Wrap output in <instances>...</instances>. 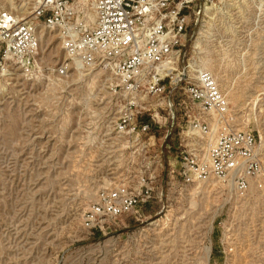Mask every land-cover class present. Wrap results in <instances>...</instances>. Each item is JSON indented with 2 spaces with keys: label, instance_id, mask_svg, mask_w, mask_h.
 Segmentation results:
<instances>
[{
  "label": "rangeland",
  "instance_id": "obj_1",
  "mask_svg": "<svg viewBox=\"0 0 264 264\" xmlns=\"http://www.w3.org/2000/svg\"><path fill=\"white\" fill-rule=\"evenodd\" d=\"M39 1L0 0V12L28 19ZM197 4L180 71L211 73L231 128L264 139V0ZM76 18L91 23L93 0ZM64 59L59 33L47 31L36 77L0 66V264H264V191L239 198L216 182L172 189L169 154L156 181L162 202L141 217L87 225L101 191L126 181L109 129L118 110L108 74L71 72L61 81L44 70ZM173 102L160 111L191 107L182 91Z\"/></svg>",
  "mask_w": 264,
  "mask_h": 264
},
{
  "label": "built area",
  "instance_id": "obj_2",
  "mask_svg": "<svg viewBox=\"0 0 264 264\" xmlns=\"http://www.w3.org/2000/svg\"><path fill=\"white\" fill-rule=\"evenodd\" d=\"M197 1L93 0L95 22L82 24L76 0H40L28 19L0 12L1 67L12 63L25 77H36L42 35L49 31L59 33L65 59L45 67L48 74L61 81L71 72L109 75L106 87L118 110L110 136L125 161L126 181L101 191L88 226L141 217L142 208L162 202L156 181L168 154L172 189L216 182L239 198L264 191V139L231 128L229 102L211 73L190 65L180 71L190 21L200 15ZM179 91L191 107L160 111L173 109Z\"/></svg>",
  "mask_w": 264,
  "mask_h": 264
},
{
  "label": "bare ground",
  "instance_id": "obj_3",
  "mask_svg": "<svg viewBox=\"0 0 264 264\" xmlns=\"http://www.w3.org/2000/svg\"><path fill=\"white\" fill-rule=\"evenodd\" d=\"M87 0H76V4H81L83 2H86ZM95 22V18L91 20V23H94ZM198 41V40H197ZM195 43V42H194ZM226 187V186H225ZM229 192L233 194V189L232 188H229L227 187Z\"/></svg>",
  "mask_w": 264,
  "mask_h": 264
}]
</instances>
